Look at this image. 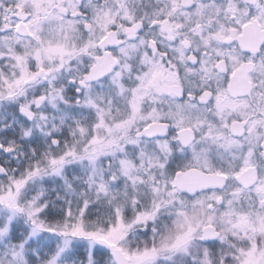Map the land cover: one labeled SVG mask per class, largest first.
<instances>
[{
	"label": "snow or ice",
	"instance_id": "snow-or-ice-1",
	"mask_svg": "<svg viewBox=\"0 0 264 264\" xmlns=\"http://www.w3.org/2000/svg\"><path fill=\"white\" fill-rule=\"evenodd\" d=\"M0 264H264V0H0Z\"/></svg>",
	"mask_w": 264,
	"mask_h": 264
}]
</instances>
